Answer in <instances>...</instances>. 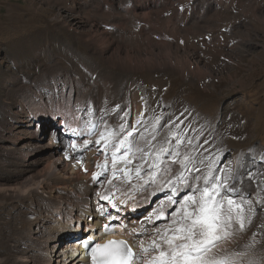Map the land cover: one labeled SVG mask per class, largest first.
<instances>
[{
  "label": "rangeland",
  "instance_id": "1",
  "mask_svg": "<svg viewBox=\"0 0 264 264\" xmlns=\"http://www.w3.org/2000/svg\"><path fill=\"white\" fill-rule=\"evenodd\" d=\"M57 47L97 73L94 78L84 72L81 79L111 80L128 110L124 86L131 81L138 91L142 140L151 154L142 174L132 171L122 183L151 180L150 197L171 215L163 226L190 192L179 174L196 183L192 177L203 176L211 165L213 175L231 177L237 202H250L244 203L245 228L234 223L223 256L235 255L238 264H264V0H0V146L13 125L2 113L17 109L4 112L1 106L9 71L22 80L38 77L50 64L75 68L74 58L63 61ZM125 47L130 55L117 59L114 53ZM40 48L41 56L35 54ZM89 94L93 101L100 98L98 89ZM9 96L15 97L13 90ZM49 131L41 128L36 137ZM22 134L35 139L26 128ZM157 163L159 168L151 166ZM0 175L1 180L7 174ZM27 199L0 196V264H17L26 248L21 220L33 218L26 209L38 200Z\"/></svg>",
  "mask_w": 264,
  "mask_h": 264
},
{
  "label": "bare ground",
  "instance_id": "2",
  "mask_svg": "<svg viewBox=\"0 0 264 264\" xmlns=\"http://www.w3.org/2000/svg\"><path fill=\"white\" fill-rule=\"evenodd\" d=\"M111 36L119 39L117 34ZM56 49L63 61L74 58L76 67L70 69L59 61L63 66L50 64L38 77L24 76L22 80L9 71L6 83H3L6 98V103H1L3 111L17 109L7 115L2 113L3 120L13 125L0 146V170L7 174L0 180V196L16 201L22 199V202L27 198L38 199L37 202L30 200L26 209L25 215H33V218L21 220V231L28 238L17 264H92L91 257L86 255L88 242L118 238L126 240L135 250L141 240L149 244L156 229L162 230L171 217L167 206L153 202L155 199L149 194L152 182L146 177L125 185L121 175L119 180L109 184L111 146L105 150L103 142L95 143L101 132L118 131L123 123L128 129H136L135 143L147 147L142 140L144 107L136 88H130L132 82L124 86L128 88L131 100L128 110L126 102L120 103L113 93L111 80L105 79L100 84L92 80L86 82L81 79L84 72L94 78L97 73L79 57L63 53L61 47ZM43 51L40 48L35 54L41 56ZM129 53V48L125 47L114 54L119 59L126 58ZM95 89L100 97L97 101L89 96ZM12 90L14 98L9 96ZM49 116L51 122H48ZM23 128L31 130L35 139L29 134L23 135ZM41 128H49V135L36 137ZM85 140L92 143L85 146ZM33 154L37 156L29 160ZM141 155L136 153L137 157ZM106 158L109 160L108 171H103L97 165L103 164ZM137 163L142 161L134 160L133 164ZM65 237L70 238L64 242ZM224 249L225 243H222V257ZM234 258L235 255L231 258L232 264H238Z\"/></svg>",
  "mask_w": 264,
  "mask_h": 264
},
{
  "label": "snow or ice",
  "instance_id": "3",
  "mask_svg": "<svg viewBox=\"0 0 264 264\" xmlns=\"http://www.w3.org/2000/svg\"><path fill=\"white\" fill-rule=\"evenodd\" d=\"M156 120L159 121V117ZM135 132V128L128 129L122 123L118 131L101 132L99 139L95 141L96 144L103 142L105 150L109 146L112 149L109 184L113 180H119L121 175L125 180H130L132 171L139 177L143 163H147L146 158L151 153L135 143ZM152 139H155V136ZM90 143L92 142L89 140L84 141L85 146ZM72 147L75 148L76 145L73 144ZM163 151L165 150L161 149V152ZM136 153L142 155L137 157ZM136 159L142 163L135 164L134 168L129 167ZM185 160L191 163L189 157H185ZM108 163L109 160L106 158L103 164H98L97 167L108 171ZM172 163L176 161L173 160ZM181 163L187 167L183 161ZM151 166L159 168L158 163ZM208 168L209 171L203 176L192 177V181L196 183L189 182L182 172L179 174L177 179L185 188L190 189V192L180 202V207L173 214L170 223L163 230L156 229V235L150 238L149 244L146 245L141 240L134 250L126 240L96 243L90 253L92 264H232L230 258L220 256L222 243H226L234 235V223L239 225V230H244L246 219L244 203L250 202H237L233 195L236 189L229 183L231 177L215 176L212 166L209 165ZM152 179L155 180V173L152 174ZM102 198L109 199L108 196ZM169 203L176 201L169 197ZM248 211L251 212L252 209L249 207ZM159 215L158 212L157 216ZM247 220L251 222L250 217ZM105 228L107 229V225Z\"/></svg>",
  "mask_w": 264,
  "mask_h": 264
}]
</instances>
